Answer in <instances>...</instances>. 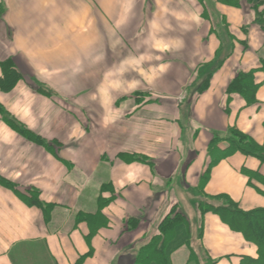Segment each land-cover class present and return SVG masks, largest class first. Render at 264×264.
<instances>
[{
	"label": "crops",
	"instance_id": "0c3cea01",
	"mask_svg": "<svg viewBox=\"0 0 264 264\" xmlns=\"http://www.w3.org/2000/svg\"><path fill=\"white\" fill-rule=\"evenodd\" d=\"M9 59L22 79L0 89V264H135L174 206L203 264L257 258L198 204L264 208V162L209 151L232 128L264 147V0H0V78ZM97 66L116 76L105 89ZM241 73L253 86L230 92Z\"/></svg>",
	"mask_w": 264,
	"mask_h": 264
},
{
	"label": "trees",
	"instance_id": "16d2710c",
	"mask_svg": "<svg viewBox=\"0 0 264 264\" xmlns=\"http://www.w3.org/2000/svg\"><path fill=\"white\" fill-rule=\"evenodd\" d=\"M250 74H239L231 83L229 91H243L251 89L252 81ZM22 79V75L15 68L11 60L3 63V73L0 78V89L4 91L12 90ZM0 111H5L0 105ZM6 118V116H5ZM9 123L13 122L6 119ZM14 125V124H13ZM25 137L32 139L40 144H45L29 129L23 126H15ZM228 147L220 149L218 147L219 138L216 136L209 146L212 163L227 156L231 152L240 151L245 155L254 156L264 162V147L257 144L252 138L241 133L237 129H230L225 137ZM250 172V171H249ZM211 174L209 167L201 177L199 187L202 189ZM255 179L264 188V175L254 173ZM264 193V189H258ZM198 209L203 216L207 212H213L220 216L221 220L231 229L243 233L246 240L255 244L258 249L257 258L242 257L240 264H264V208L243 210L228 195L219 194L214 196H204L198 204ZM50 215L49 212H47ZM203 223H201L202 231ZM187 247L189 255L186 261L179 260V264H203L200 256L192 247V235L189 219L178 206L172 207L170 213L163 219L158 227V233L140 249L135 264H176L174 256L182 249ZM207 261V260H206ZM205 262V261H204ZM207 264H214L208 260Z\"/></svg>",
	"mask_w": 264,
	"mask_h": 264
},
{
	"label": "rangeland",
	"instance_id": "374dc122",
	"mask_svg": "<svg viewBox=\"0 0 264 264\" xmlns=\"http://www.w3.org/2000/svg\"><path fill=\"white\" fill-rule=\"evenodd\" d=\"M115 52H116V50H115ZM91 63L94 64V59L93 58L91 59ZM96 72L97 73H95V75H94V78L96 77L95 82H94V86H100V85H102V87H100L101 89H105V85H108L111 82V80H110L109 77H116V76H109L108 77L107 72H105L104 70L102 71V68H100L99 66L96 67ZM253 178H255V177H253ZM186 209H187V212H189L188 214H191V215L194 214L193 203L192 202H188L187 201ZM195 249H196V251L199 254L202 253V252H200V251H202V249H200V247H199L198 244L195 245ZM204 264H205V262H204Z\"/></svg>",
	"mask_w": 264,
	"mask_h": 264
}]
</instances>
